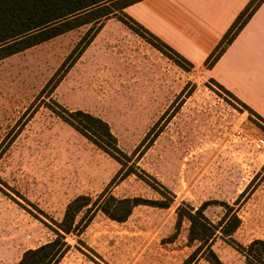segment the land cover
<instances>
[{"label":"rangeland","instance_id":"374dc122","mask_svg":"<svg viewBox=\"0 0 264 264\" xmlns=\"http://www.w3.org/2000/svg\"><path fill=\"white\" fill-rule=\"evenodd\" d=\"M97 1L58 0V10ZM102 1L117 16L0 61V264H19L26 251L52 241L53 221L79 196L95 199L110 187L120 199L162 200L138 176L122 179V165L63 120L65 110L107 121L121 150L134 155L129 165L176 198L168 209L139 206L124 223L96 213L80 234L67 236L71 250L60 264H182L195 249L187 221L175 237L182 203L236 204L242 225L235 241L264 240V152L257 146L264 122L205 69L180 67L122 22L131 14L119 8L133 0ZM91 11L69 20L102 13ZM224 213L216 205L206 211L214 223ZM214 249L225 264H246L227 240L217 239Z\"/></svg>","mask_w":264,"mask_h":264},{"label":"trees","instance_id":"16d2710c","mask_svg":"<svg viewBox=\"0 0 264 264\" xmlns=\"http://www.w3.org/2000/svg\"><path fill=\"white\" fill-rule=\"evenodd\" d=\"M141 1L143 0L124 2V5L119 10L123 11L127 7ZM102 2V0L97 1L66 14L58 10L60 6L58 0H0V61L83 25L101 21L104 17L117 16L116 10L104 9L107 6L100 7L103 4ZM263 3L264 0H252L250 2L207 59L205 63L207 68H212L218 62L228 46L233 43ZM95 8L98 9L93 10ZM90 10H92L91 12L102 10V13H99L93 19L76 23L69 20L73 15ZM120 18L132 31L147 40L148 43L180 67L184 69H186V66L194 68V65L190 61L137 20L125 13ZM212 81L224 92L240 102L251 115L260 118L264 122V118L248 104L216 80L212 79ZM59 116L97 147L116 159L122 165V174H124L121 177L122 179L131 175L138 176L153 190L158 192L162 196V200H148L141 197L120 199L111 192L110 187L95 199L86 195L79 196L67 206L62 221H53L54 227L52 226L51 228L55 232L56 237L36 249L26 251L19 264H60L71 250L67 236L75 233L80 234L98 212L103 213L112 221L124 223L133 214L134 209L139 206L145 205L168 209L175 202L176 196L174 193L161 184L160 181L148 175L145 171L140 172L135 165H129L134 155L130 156L121 150L118 138L107 121L82 110L75 112L65 110V114L59 113ZM114 184H116V181H112L111 185ZM213 205L221 206L225 211L218 223L212 222L206 215L207 209ZM85 210L86 214L79 221L78 217ZM176 214L177 232L175 237L179 235L180 229L184 222L187 221L189 223L188 245L195 248L182 264H198L200 260H205L209 264H225L214 249L217 239L227 240L232 243L245 257L246 264H264V240L257 239L249 245L244 246L234 239L235 233L242 225V219L238 214L236 204L231 205L226 202L208 201L200 208L195 209L186 203H182L177 208Z\"/></svg>","mask_w":264,"mask_h":264},{"label":"crops","instance_id":"0c3cea01","mask_svg":"<svg viewBox=\"0 0 264 264\" xmlns=\"http://www.w3.org/2000/svg\"><path fill=\"white\" fill-rule=\"evenodd\" d=\"M252 0H143L139 23L264 118V3L212 68L205 63Z\"/></svg>","mask_w":264,"mask_h":264},{"label":"built area","instance_id":"2783aa9c","mask_svg":"<svg viewBox=\"0 0 264 264\" xmlns=\"http://www.w3.org/2000/svg\"><path fill=\"white\" fill-rule=\"evenodd\" d=\"M257 146L262 152H264V136L257 140Z\"/></svg>","mask_w":264,"mask_h":264}]
</instances>
